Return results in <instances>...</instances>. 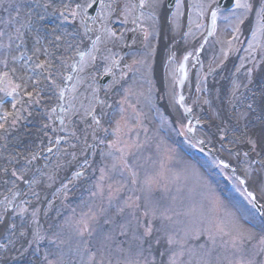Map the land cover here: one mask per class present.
<instances>
[{
	"label": "rangeland",
	"instance_id": "rangeland-1",
	"mask_svg": "<svg viewBox=\"0 0 264 264\" xmlns=\"http://www.w3.org/2000/svg\"><path fill=\"white\" fill-rule=\"evenodd\" d=\"M43 2L44 0H0V32L5 34L0 37V61L9 62L8 69L0 64V72L16 69L15 73H9L12 83L7 82L0 91V123L2 117L10 113L14 108L13 105H16L13 115L14 124L0 140V217H3L5 222L4 225H0V245H4L0 246V264H42L45 256L49 261L55 262L58 254L61 253L65 264H81V259L86 258V255L83 252L77 253L79 237L75 236L69 225L86 213H94L97 217V220L92 223L93 234L87 237L93 251H97L105 233H112L115 237L114 241L110 242L109 251L97 252L98 260L110 259L112 264L122 261L128 253L117 251V244H122L125 250L133 244L134 256L135 246L131 241V233L128 237L117 236L116 233L120 224L131 220L134 227L136 221L128 215V211L124 215L117 216L116 209L129 197L135 199L139 196L141 204L145 203L144 197L149 194L143 190L142 181L146 174L155 176L158 181L150 193L151 201L171 218L155 220L153 237L150 238L151 247L148 243L144 245L145 249L155 255L156 264H166L168 259L167 234L180 232L183 235L182 229L190 230L187 247L191 253L184 256V260L189 264H201L202 257L210 259L212 264H235L242 254L247 256L245 251L250 249L258 251V241L264 238V232L249 228V226L257 228V226L235 201L231 203L237 209L227 206V202L220 203L221 195L218 196L214 184L208 182L207 178L210 175L208 168L213 165L180 156L182 153L165 142L156 128L151 114V99L145 88V76L150 62L148 51L152 44L149 40L153 37V31L140 30L142 20H148L147 15L143 16V11L140 9L135 10L136 4L132 0H100L101 8L99 5L100 9L94 18L86 21L88 7L80 9L78 10L80 14L73 17L76 24L74 29L66 25V19L71 18L65 15L59 22L61 30L58 28L53 32L55 25L48 21L57 20L56 11L66 12L64 5H68V0H51V5L46 11L39 7ZM80 2V0H73L72 8H75L77 4L82 5ZM107 2H110L109 6L112 8L106 11ZM247 2L255 5L257 0ZM212 9V6H206L202 11V21L205 17L207 18ZM258 11L259 7L254 13L253 7L248 12L236 6L227 15L219 12L218 18L224 16L223 19L227 21V24L220 26L201 53H198L196 48L190 54L175 51L177 55L172 57V62L176 70L174 79L171 81L172 89L169 92V105L171 100L172 110L163 105L164 110L170 111L169 116L172 118L171 122L176 132L177 125L187 130L191 125L196 135L215 150L231 169H233L231 165L237 170L242 169L245 180H247V173L251 176L254 174L252 163L255 155L260 158L264 154V147L258 143V136L253 132V129L259 127L254 128L256 123L249 122L242 125L238 120L239 117L235 119L234 114L231 116L236 122L229 120L224 124L220 123L218 130L217 127H213L215 121H219L213 108L216 101L223 100L227 92L232 94L231 89L235 85V83L230 84L232 74H219L214 70L215 66L217 68L221 64L229 46L234 43L231 34L239 26V22L250 16L257 22ZM137 12L140 14L138 15ZM29 17V26L21 28V24ZM112 18H122L126 21L128 42L130 45H140L144 55L121 56L120 51L114 52V55L102 52L95 54V51H101L98 46L95 51H90L95 46V43L91 42V35L102 32H98L92 25L101 21L102 25L107 27V37H110L108 24L111 23ZM149 24L152 27L151 20L145 25ZM50 25L52 31L47 30ZM99 25L95 24V26ZM16 29H20L23 33L19 38ZM180 31L173 32L175 42L179 40ZM258 31L261 33L262 30ZM205 33L206 29H204L203 37ZM54 38L58 39V45L54 43ZM21 40L24 41L23 44ZM261 42L262 44L258 45ZM263 43L264 38H261L256 31V36L253 37L246 51H256L259 46H263ZM58 51H61L60 55L51 62L50 56L57 55ZM121 52L123 55V51ZM79 53L95 55V63L88 64L91 56L86 55L81 59ZM21 54L25 56L24 60L18 59ZM185 56H188L186 61ZM28 57L31 59L29 60ZM142 60L145 61L141 63ZM37 62L45 63L48 66L47 71L52 70L54 74L52 79H45L47 74L43 73L46 71L41 72L34 67ZM181 64L187 66L185 89L183 88L182 95L186 105L191 109V121L187 119L184 108L177 102L178 67ZM213 64L216 65L213 67ZM71 65H78V68L70 67ZM106 68L109 69L107 73ZM84 69H87L83 73L84 84L90 95L88 101L78 98L81 82L79 77ZM103 74L111 75V81L106 85L96 84L95 77L98 79ZM63 76L65 78L71 76L72 79L68 81L63 79ZM210 77L218 78L220 86L216 87L212 84ZM61 79L63 81H60ZM40 80L45 81L41 91L36 87L40 85ZM56 80L60 81V84H57ZM15 85H20V88L12 97L16 99L19 93V98L16 102H12L8 93ZM157 85V92L162 95V101H164L165 95L160 92V83L157 82ZM31 91L35 94L33 97L29 96ZM36 91L38 93H35ZM61 91H63V98L60 95ZM230 93L228 95H231ZM74 96H76V102L72 98ZM117 100L122 102V106L110 116L108 110ZM238 101L242 109H249L248 107L252 106L248 100L239 98ZM62 104H64L63 123L58 118V109ZM75 110L77 114L71 118ZM93 110L98 114V118L101 115L102 127L95 124L92 116L90 121H85L87 114ZM118 121L124 123V134L120 136L119 147L125 148L128 153L130 170L119 166L116 170L112 169L114 163L119 165L122 155L115 148L110 147L117 141V137L115 136L113 142H105V138L101 135L104 128L111 129L110 132H113ZM19 127L25 128V134L29 129H35L39 135L37 136L36 132L37 138L34 141L21 145L17 141V137L21 135ZM172 133L173 130L170 129L169 135ZM238 136L240 140L242 139L240 143L243 144L233 155L230 149L234 148L232 145L238 142ZM134 144L138 145V150L131 153L129 148ZM33 156L35 159H32ZM102 169L106 170V174L101 171ZM97 170L99 176L95 178ZM132 171L137 173L135 184L132 183ZM77 172L81 175L76 176ZM102 176L104 179H101ZM233 180L240 184V180L235 178ZM109 185H112L113 190L117 187L121 189L115 193L116 198L111 203L108 200ZM257 191L261 196L258 203L264 209V190ZM71 197L73 202L70 200ZM24 207L28 209V212L19 215ZM33 210H38L37 219L40 230L49 235L61 233L66 240L65 244L57 248L46 240L39 244L38 250H34L27 247V241L17 239L20 231L37 227L33 224L31 215ZM141 211L142 209L136 210V215L139 216ZM245 218L247 220L244 223ZM109 219L114 223H105ZM229 221L238 222L247 233L253 236L252 240H246L242 246L243 253L232 248L230 237L222 236L215 230L216 226H222L225 231H228ZM143 222L141 218V223ZM11 223L17 225V235L11 238L15 241V247L8 243L6 226ZM197 229L203 232L199 239L195 238ZM210 229L215 237V244L208 238ZM156 238L160 239V244H155ZM21 244L24 245L23 248ZM209 251L211 256H204V253ZM147 255L148 251L145 252V256ZM256 259L259 264V261L264 260V253Z\"/></svg>",
	"mask_w": 264,
	"mask_h": 264
},
{
	"label": "snow or ice",
	"instance_id": "snow-or-ice-1",
	"mask_svg": "<svg viewBox=\"0 0 264 264\" xmlns=\"http://www.w3.org/2000/svg\"><path fill=\"white\" fill-rule=\"evenodd\" d=\"M97 0H91V3H88L87 5H80L77 4L75 8H72L70 5H64L65 11L68 15H71L72 17H76L80 14L78 10L85 9L86 7H92L93 4H95ZM51 5V0H44L42 4L39 5V7H42L47 10V8ZM237 7L243 8L246 11L250 12L252 10L253 5L251 3H248L247 0H244L242 3L241 0H236ZM143 6V0L142 4ZM60 16L63 18L65 17V12H60ZM43 18V17H41ZM213 18V25L215 24L216 19V13L213 12L212 14ZM264 2L259 4V11L257 13V24H258V30L264 31ZM19 22V21H17ZM30 24V17L21 24V28H27ZM16 32L18 33V38L23 35V33L20 31V29H16ZM5 34L3 32H0V37H3ZM111 36H115L116 34L114 32H110ZM256 33L253 32V37L255 38ZM11 39V37H10ZM21 43L23 44L24 41L21 40ZM39 43V41H37ZM19 47V45H18ZM95 51V49H94ZM81 59H83L86 55L91 56L92 60H95L96 57L92 55L91 53H79ZM19 60H24L25 56L21 54L20 57H18ZM30 60L31 57H28ZM185 61L188 59V56H185ZM0 64H3V67L5 69L9 68V62L7 60L0 61ZM36 69H40L41 72L47 71L48 66L45 63H39L37 62L34 66ZM70 67L78 68V65H71ZM16 69L12 68L9 69V71H3L0 72V84H3L5 81L12 83L10 79V72L15 73ZM180 71L182 73L181 79L178 81L180 85H182L183 80L186 79L187 73H186V65L182 64L180 66ZM105 72H109V69H105ZM45 79H51V76H46ZM65 79L71 80L72 77L68 76ZM20 88V85H15L12 88V91L8 93V95H12L14 97V94L18 91ZM61 98H63V91H61ZM177 102L181 105L184 103V96L180 95L178 97ZM15 107V104L13 105ZM186 111H191V109H185ZM55 111V110H53ZM4 119L7 118V114L2 117ZM93 121L97 126L102 127L101 120L95 115V112L93 110L92 113ZM61 123H63V120H61ZM105 132L109 131V129L104 128ZM191 125H189V131H192ZM113 134L117 137V141L114 142L110 147L115 148L119 153L122 155L120 156L119 165L114 163L112 165V169L116 170L117 167H122L124 169H131V165L128 163L127 155L128 153L125 151V148L119 147L120 142V136L121 134H124V123L121 121H118L116 123L115 128L112 130ZM103 143L104 141H100ZM202 143V141H201ZM254 147V145H253ZM51 151V149H49ZM245 156H247V153H245ZM32 159H35V156L32 157ZM227 167V165H225ZM102 172L106 174V170L102 169ZM15 175V173H13ZM81 173L77 172L76 176H80ZM131 175L133 177L132 183L135 184L137 182L136 177L137 173L135 171L131 172ZM20 179H23V177H20ZM101 179H104V176L101 177ZM158 183L157 178L152 175H145L143 181H142V187L143 190L148 193V196L144 197L145 203L141 204V197L137 196L135 199L132 197H129L127 200L123 201L122 206L118 205L116 209V215L121 216L124 215L126 211H128V215L131 216L133 219H135L136 223L133 227L132 221L128 220L122 224L119 225V230L116 233L117 236L121 237H128L131 233V241L134 242L135 246V255L133 256V244H130L128 249L125 250L122 246V244L116 245V250L119 252H125L127 251L128 255L125 256V258L122 261H117V264H156V257L153 255V253L145 249L144 245L145 243L149 244V247H151V239L153 237L154 232V221L159 218L164 219H171L170 217H167L163 211H161L156 205L153 204L150 198V193L152 192L154 186ZM241 184H244L245 181L241 180ZM109 196L108 200L109 203L116 198L115 193H118L121 189L120 187L112 189V185H109ZM101 193H103V188H101ZM248 197L255 202L256 197L253 193L249 192ZM140 215H136V210H140ZM28 212V209L26 207L22 208L19 215H24ZM33 217V224H35L37 227L35 228H28L27 230L20 231L19 236L17 239H23L27 241V247L38 250V246L40 243H43L44 241H48L49 243L57 246L59 248L60 245L65 244L66 240L62 237L61 233H52L51 235L42 232L40 230L39 226V220L37 219L38 216V210H33L32 212ZM141 218H143V223H141ZM151 218V219H149ZM97 220V217L94 213H86L82 215L75 223L69 225V227L72 229L76 237H79V241L77 243L76 251L77 253L83 252L86 255V258L81 259V264H112V261L105 260L104 258L97 259V252H107L110 248V242L114 241L115 237L112 235V233H105L103 236V239L101 240L99 246L97 247V251H93L92 247L90 246V241L87 239V237L92 236L93 234V228L92 223ZM4 219L3 217H0V225H4ZM105 223H114L113 220L109 219L106 220ZM7 228V234H8V243L11 244L13 247H15V241H13L11 238L13 236L17 235V225L15 223L8 224L6 226ZM228 231H225L224 227L222 226H216V232L222 236H228L230 237V243L232 245V248L240 253H243V245L246 240H252L253 236L250 233H247L243 227L236 221H229L228 222ZM63 231V230H62ZM181 232L183 235L180 234V232H171L167 234L166 243L169 246L168 249V259L166 261V264H189L188 261L184 260V256L186 254H190L191 250L187 247L188 245V239L190 236V230L189 229H182ZM203 232L199 229L196 230L195 238L199 239V236L202 235ZM208 238L212 241L213 244H215V237L212 233V230H208ZM155 244H160V239H155ZM259 250L253 251L251 254L245 256L241 255L240 258L235 262V264H258V261L256 259L257 256H259L261 253H264V238H261L258 241ZM4 246V245H0ZM24 245L21 244V248H23ZM26 250V249H25ZM148 251V255L145 256V252ZM23 255V253H21ZM204 256L210 257L211 252H205ZM42 264H65V261L63 259V255L58 254L57 260L55 262L49 261L48 257L45 256ZM201 264H212L210 259H204L201 258ZM259 264H264V260L259 261Z\"/></svg>",
	"mask_w": 264,
	"mask_h": 264
},
{
	"label": "bare ground",
	"instance_id": "bare-ground-1",
	"mask_svg": "<svg viewBox=\"0 0 264 264\" xmlns=\"http://www.w3.org/2000/svg\"><path fill=\"white\" fill-rule=\"evenodd\" d=\"M152 2H154L153 4H151L153 9L155 11L159 12V7H158L159 1L158 0H152ZM174 21H175L177 27L182 25V23L179 22L178 18L177 19H171L170 21H167L165 18L164 22L162 23V30H163V33L165 34V39H164V42L162 44V51H159L158 55L161 54L160 60H162L164 63H165L164 60L166 58L165 55H166V53L168 51V47H169L167 45V43L171 44V45L175 44V41H174L175 38H174L173 33L171 31V28L174 25ZM185 26H186V22L183 23V28H185ZM187 27H188V33H190L189 38L187 37V41H185L183 43H176L173 47L174 51H179L182 48L181 46H183L185 44H187V46H189L190 48L197 45V43H198L197 38L198 37H197V35L194 37V35L198 34V33H197V29H195V27H194V23H192L191 20H188L187 21ZM97 29L98 30L103 29L102 24L99 25L97 27ZM105 34H106V31L103 34L100 33V35H98L99 41H100V44H98V47L100 48L101 51H95V54L102 52V53L107 54V55H114V52L117 53V48L118 49L119 48H123V49L127 48V45L124 42H122L121 40L114 39V38L112 39L111 37L108 38L107 35H105ZM193 38L197 39L194 44L191 43ZM166 40H167V43L165 42ZM259 54H260V51H255V59L257 58V56H259ZM94 61L95 60L90 59V65ZM144 61L145 60H142L141 63H143ZM251 65H252V69H256L255 66L262 67L261 72H264V62L260 63L259 61H253ZM248 70H249V68H248ZM170 71L171 70L168 71V74L166 75V79H167V76H169ZM223 71H225V70L223 69ZM245 72H246V68H241L238 70L237 74H235V79H236L235 84H237V83L240 84L241 80L244 79ZM81 77H83V75H81ZM82 82H84V80ZM82 82H80V90L78 93L79 94L78 98H81L83 101H88L90 99V95L88 93L86 85ZM167 82H168V80H167ZM167 82L164 84L163 79H162L161 74H160V84L162 87L161 89L163 91H165V95H166V99L164 100L163 105H164V107L166 105L169 108V96H168L167 86H166ZM213 82H214V85L217 87L218 86V83H217L218 79L215 78L213 80ZM83 87H84V89H81ZM72 98L76 102V96H74ZM231 99H232V97L230 95H229V97L226 96L225 100L216 101V103L213 107L215 113L217 114V118L219 120L218 122L215 121V123L213 124V127H217V130L219 128L220 123L224 124L226 121H229V120L236 122V120H234V118H232V116H231L233 114H234L235 119H238V117H239L238 120L242 123V125H243V123H246L251 119L254 120V118H256V115L253 114L254 112H252L253 110H251V113H249L247 110H240L238 112H234L235 111V104L231 101ZM230 101H231V106H230ZM170 107H171V101H170ZM76 114H77V110H75L71 114V118H73V116ZM90 115H91V111L89 112V114H87L85 121H90ZM239 121H238V123H239ZM12 125H13V123H12ZM19 132H21V133H19L21 135L17 137V141L21 145H26L30 141H32V140L34 141L36 139V130L35 129H32V130L29 129L27 131V133L25 134L24 129L19 127ZM253 132L258 136L259 144L261 143L260 145L262 147H264V130L261 127H259L257 129H253ZM260 145H259V147H260ZM253 181L255 182V184H264V170L263 169H261L259 174L253 178Z\"/></svg>",
	"mask_w": 264,
	"mask_h": 264
}]
</instances>
